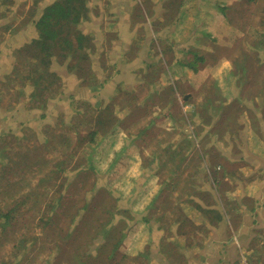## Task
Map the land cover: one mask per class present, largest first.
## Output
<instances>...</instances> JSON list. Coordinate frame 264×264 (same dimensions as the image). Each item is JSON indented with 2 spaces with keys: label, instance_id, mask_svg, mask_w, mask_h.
<instances>
[{
  "label": "rangeland",
  "instance_id": "obj_1",
  "mask_svg": "<svg viewBox=\"0 0 264 264\" xmlns=\"http://www.w3.org/2000/svg\"><path fill=\"white\" fill-rule=\"evenodd\" d=\"M83 1L89 20L77 29L90 42L71 61L87 54L83 77L63 67L58 78L64 82L42 96L34 82L36 52L29 49L32 22L54 0H0V264H82L77 254L85 264H115L121 255L122 264H194L200 251L193 243L206 237L211 209L226 205L213 189L214 163L228 169L227 162L243 155L240 164L229 165L234 178L226 185L246 184L250 174L238 171L251 164L242 129L264 136V0H239L226 10L237 33L230 50L218 42L230 29L222 22L212 33V18L201 13L211 8L221 18L217 7L233 0H191L203 5L186 1L181 7L185 0ZM216 2L221 5L215 8ZM155 9L159 33L151 23ZM165 41L182 44L179 59L200 68L181 86L160 84L173 75L165 62V71L156 67ZM110 77L117 84L95 93L97 83ZM234 78L247 79L236 94L228 87ZM44 96L46 105L38 104ZM106 106L109 134L101 129L88 142ZM227 133L228 142H237L230 158L218 143ZM61 170L70 184L61 195L69 193V200L58 199ZM101 224L110 239L105 236L99 252L89 245ZM163 254L166 260L158 261ZM217 260L215 254L211 263Z\"/></svg>",
  "mask_w": 264,
  "mask_h": 264
},
{
  "label": "crops",
  "instance_id": "obj_2",
  "mask_svg": "<svg viewBox=\"0 0 264 264\" xmlns=\"http://www.w3.org/2000/svg\"><path fill=\"white\" fill-rule=\"evenodd\" d=\"M186 1L194 5H203L201 2L196 4V3H192L191 0H185L184 3L178 2L177 6L181 7L183 4L185 6V4H187ZM204 1H206L207 3H211L210 0H204ZM238 1L239 0H233L234 3L232 2L231 5H228L229 1H226L225 5H222L223 8L217 7V9L221 10V14H219V12L217 11L218 14L222 16L221 18H219L216 12L211 8L201 13L202 17L208 16V19L212 18V23L210 21L209 26H207L208 30H211L212 33L214 32L217 33L218 28L222 22L224 23L225 28L230 29V30H226V33L225 32L221 33L223 37L220 40L217 39L219 44H221L222 46H226V50L227 49L230 50L232 47L235 46L236 43L234 39L235 37L233 36H235V34L237 33H232L234 32L235 27H233V25H229V23H227V19L229 17L228 12L230 11L231 8L230 6H232V4H236ZM241 1H243V4L248 5V3H246L245 0H241ZM154 2L156 3L157 0L152 1V3ZM174 5H175V1L174 3L170 4L171 7H173ZM217 5H221V4L216 2L214 7L216 8ZM154 11L155 12H152L151 15L153 19L151 21L158 20V17L155 14L157 13L158 9H155ZM207 12L209 13V15H207ZM208 19L207 20L203 19V20L204 22H206L208 21ZM153 28L156 30L155 27ZM157 33H159L158 26H157ZM260 35L262 34L260 33ZM158 37L161 36L158 34ZM164 43H165L164 48L160 49L161 57L160 59L157 58V60L155 61L156 67H159V69L165 71L166 69L165 67H163V63L165 62L167 65L166 68L167 69L171 68L173 75L170 76L171 77V79H169L171 80L170 82L169 80L167 81L166 78L160 79V84L162 85V87L163 86L167 87L171 85L170 83H174V82L176 83L175 86H177V84L181 86L185 84L189 78L193 79L195 75L199 74L200 68L192 69L191 67L187 66L183 68L184 71H182L181 73L182 75L180 76L179 70L182 69V66H184L185 63L183 58L181 60L179 59L180 58L179 55H181L182 53L180 51L182 44L180 45L179 48V47H175L177 46L175 44L171 45L170 43H167V41H165ZM218 62L220 63V60H218ZM218 62L217 64H219ZM150 68H151V64H150ZM121 74H123V71ZM183 76H185L186 78ZM110 79L103 83L100 90V95L103 93V91H105L110 87L111 83H113L114 86L115 84H117L116 80L112 79V77H110ZM246 80H247L246 78L243 80L239 79L240 81L239 82L238 80L235 79V81L233 80V82L228 84V87L230 88L232 93L236 94L238 92V89H240L241 86H243L246 83ZM184 96H188L187 93H185ZM104 100L107 99L105 98ZM216 109L219 110L221 108H216ZM223 117H224L223 113H221L219 118L223 119ZM242 131L246 132L244 142L246 140L247 147L245 150L249 152L247 153V155L251 157L250 159L251 164L242 165L244 167L242 168L239 167L238 171L241 170L240 172H242V174H245L244 176H246V174H250L248 176L249 180L246 184L241 183L240 186L237 185L234 187H230L226 184H229L231 179L234 178L232 177L233 174L229 170V165L233 163L227 162L228 169L225 168L224 165H219L218 163H214L212 167L213 177H211V181L213 182V187H214L213 189L215 190L216 197L219 198L220 200H223L226 203L225 206L227 207H225L224 205H220L219 207L217 206L211 209L210 212L211 213L214 212V213H212L210 217L211 219L207 228L208 233L206 237L200 240V244L193 243L196 250L200 251V255H195L196 260L194 264H213L211 263V258L215 256V254L218 256L219 259L217 260V264L219 262H222L221 264H242L241 262L244 259L246 260L247 264H264V136L260 132L254 131V128H250V126L244 127ZM228 136H230L229 133L226 134L225 142L218 141V143L221 144V147L227 148V150H222L223 153L222 156L226 158H230L237 151V149L233 150L237 142H232V145H230V143L227 141ZM229 148H231L232 151L228 150ZM210 156L213 157V155ZM205 158L208 157L205 155ZM242 159H243V155L241 154L238 155L237 159L235 158L232 159L231 161L235 162L233 166L240 164ZM218 189L220 191H218ZM182 208L184 210L186 209L185 207ZM210 212H208V215ZM213 218H215L214 221H216V219H219L218 220L219 222H214L215 223L214 224ZM216 224H220V225L215 226ZM179 225H182L181 221ZM185 240L190 244L192 243L190 239L188 240L185 239ZM179 241L181 242V240ZM184 243L185 242H183V244ZM204 248H207L205 250L207 251L206 255H201ZM158 257L160 258L158 261L164 262L168 256L166 254L165 255L163 254V255H158Z\"/></svg>",
  "mask_w": 264,
  "mask_h": 264
},
{
  "label": "trees",
  "instance_id": "obj_3",
  "mask_svg": "<svg viewBox=\"0 0 264 264\" xmlns=\"http://www.w3.org/2000/svg\"><path fill=\"white\" fill-rule=\"evenodd\" d=\"M245 1L246 3L255 4L257 0H245ZM88 12H89L88 7L83 0H57V1L54 0L53 3L47 5L42 10L41 15L38 17V19L32 22L33 23L32 27L33 29L36 30V34L32 37L33 40H31V47H29V49H31V51L33 49L34 52H36V56L34 57L37 58L36 67L37 69H39V71H37V74L35 75L36 80L34 82L36 86L37 85L40 86L39 93L42 94V96L50 95L56 89L57 85L61 84L63 80L61 78H58V76L61 73V69L63 67L67 68L69 71H72L74 69L76 71L75 72L76 74H81L80 73L81 70L85 68L84 64L82 65L81 62H84L85 58L87 59L86 57L87 54L80 56L82 58L79 57L76 63H71V61L73 60L72 57L78 56L79 53L82 54L84 47H88L85 44L86 41L90 42V38L82 34V32H80L77 29V26L82 21L85 22L86 20H89ZM151 23L153 27L155 28H157L156 27L157 25L159 26V24L156 21H152ZM197 60L199 59L197 58ZM184 64L191 67L192 69H195L196 68L195 66L197 63L188 61V62H185ZM81 76L83 77L82 74ZM29 77L30 76H27V78ZM69 78L72 79L71 77ZM105 80L106 79H104L103 81L105 82ZM68 82H69V79H67V83ZM104 82H102V84L97 83V87H94L95 93L100 92L99 90H101V87ZM171 88L170 90L172 91ZM103 92L105 93L106 91H103ZM47 98L48 96H44V99L42 101H39L38 104L43 103L46 105L45 101ZM69 98L74 99L72 95L69 96ZM34 100H35V95H34ZM106 105H108V102L106 103ZM108 110H109L108 106H106L104 110L100 112V113H104V115L99 116V119L97 120V124L93 127L94 130L89 133L88 142H93L95 137L101 131V129L104 130L102 132L103 134H106V135L109 134V130H107V128L109 127V122L107 121L109 117V113H107ZM199 110L201 112H198V113L202 115L204 110L198 109V111ZM195 111H197V109H195ZM213 119L214 118H211V116L207 118V120L210 122ZM49 129L51 128L45 127L44 131H47ZM47 132H46V135H53L52 132L50 131H47ZM42 133L44 134V132ZM35 135L38 136L37 133H34V136ZM231 142H229L230 145H232ZM62 172L63 170H61L58 176L56 177L53 176L55 177V180L62 179V182L59 184L61 193L58 199L69 200L70 198L69 193H67L66 196L61 195L68 189L70 185L69 183L64 182L65 176L62 175ZM83 200L84 198L82 199V202ZM107 213L111 214L110 211H108ZM3 217H9V215L5 214ZM80 217L84 218L83 223L87 225L88 223L87 218L79 214V218ZM108 223H110V220ZM6 224L7 222L3 223L2 226L5 227ZM107 224L105 225L101 224L98 230H96V228L94 229L93 231L94 235L91 238L89 247H95L97 251L99 252L103 249V245L101 242L104 240L105 236L107 240L110 239L109 237L110 231L108 230ZM78 237L80 238L81 235ZM117 246H118V242L116 241L115 247L111 249V253L108 255L109 258L113 255L114 251L117 249L116 248ZM124 258L125 256L121 255L118 260H115L116 261L115 264H120V263L122 264L124 261ZM75 259H78L79 263L85 264V261H82L79 254L76 255Z\"/></svg>",
  "mask_w": 264,
  "mask_h": 264
}]
</instances>
